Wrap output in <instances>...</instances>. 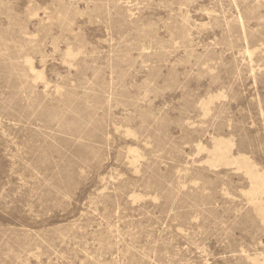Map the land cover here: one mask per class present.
<instances>
[{
    "label": "rangeland",
    "instance_id": "1",
    "mask_svg": "<svg viewBox=\"0 0 264 264\" xmlns=\"http://www.w3.org/2000/svg\"><path fill=\"white\" fill-rule=\"evenodd\" d=\"M0 264H264V0H0Z\"/></svg>",
    "mask_w": 264,
    "mask_h": 264
}]
</instances>
